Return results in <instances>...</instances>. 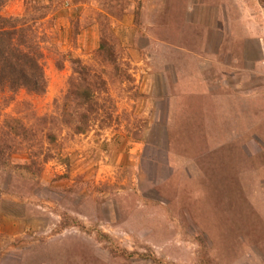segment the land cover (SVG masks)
<instances>
[{"label":"rangeland","instance_id":"374dc122","mask_svg":"<svg viewBox=\"0 0 264 264\" xmlns=\"http://www.w3.org/2000/svg\"><path fill=\"white\" fill-rule=\"evenodd\" d=\"M0 14L27 29L45 79L0 84V264H264V0ZM101 29L118 69L96 55ZM76 59L103 80L82 133L65 117Z\"/></svg>","mask_w":264,"mask_h":264},{"label":"trees","instance_id":"16d2710c","mask_svg":"<svg viewBox=\"0 0 264 264\" xmlns=\"http://www.w3.org/2000/svg\"><path fill=\"white\" fill-rule=\"evenodd\" d=\"M6 1L8 0H0V10ZM96 55L104 63L113 66L114 69L119 68L118 53L114 48V44L108 40V33L105 29L100 30ZM75 63H77V66H73V69L78 75L80 82H75L73 79L69 82L67 94L68 109L65 117L68 116L67 121L72 123L73 115H78L81 124H78L75 130L78 133H82L86 128L85 123L89 115L86 110L88 108H90L89 111L93 110L91 100L93 89L95 86L103 85V80L99 77L95 79L98 82L93 87V82H89L91 68L81 65L77 59ZM6 83L13 89L21 87L36 93L42 92L45 88V79L39 63V54L33 44L30 43L27 29L16 28L14 21L0 14V84L4 85ZM81 109L83 110L81 111ZM17 134L20 133L17 132ZM48 137L53 142L54 136L49 134ZM6 149H9V147L0 146L1 166L5 164L2 161L4 160V151Z\"/></svg>","mask_w":264,"mask_h":264}]
</instances>
